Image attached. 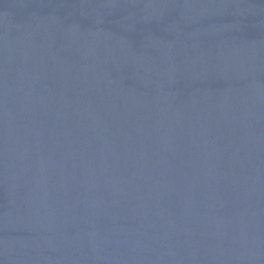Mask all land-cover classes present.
I'll return each mask as SVG.
<instances>
[{
  "label": "water",
  "instance_id": "obj_1",
  "mask_svg": "<svg viewBox=\"0 0 264 264\" xmlns=\"http://www.w3.org/2000/svg\"><path fill=\"white\" fill-rule=\"evenodd\" d=\"M0 264H264V0H0Z\"/></svg>",
  "mask_w": 264,
  "mask_h": 264
}]
</instances>
